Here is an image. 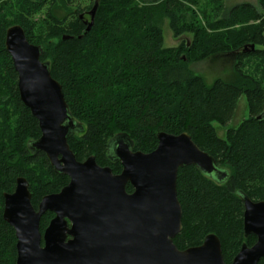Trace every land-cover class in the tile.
<instances>
[{
  "label": "trees",
  "instance_id": "trees-1",
  "mask_svg": "<svg viewBox=\"0 0 264 264\" xmlns=\"http://www.w3.org/2000/svg\"><path fill=\"white\" fill-rule=\"evenodd\" d=\"M82 1L0 0V264L17 262L16 233L3 218L4 196L15 192L17 179L28 181L36 210L70 182L44 153L29 151L41 130L21 101L6 49L7 30L16 25L43 48L41 60L63 88L77 123L68 143L79 162L95 157L118 175L122 166L109 157L117 136L149 154L158 147V134L187 133L228 171L219 183L194 166L179 170L183 230L174 243L187 250L216 235L225 263L232 264L243 245L257 241L245 237L240 195L264 201V0L232 7L229 0H89L86 8ZM165 20L175 38L190 34L191 43L165 48ZM216 56L233 58V70L210 85L190 65ZM243 96L249 117L219 136L214 124L227 127ZM127 192H133L130 185ZM54 217L43 216L42 234Z\"/></svg>",
  "mask_w": 264,
  "mask_h": 264
},
{
  "label": "water",
  "instance_id": "water-1",
  "mask_svg": "<svg viewBox=\"0 0 264 264\" xmlns=\"http://www.w3.org/2000/svg\"><path fill=\"white\" fill-rule=\"evenodd\" d=\"M97 7L89 13L87 31ZM6 49L18 74L21 101L41 130L29 151L44 153L54 171L70 179L60 193L44 197L38 210L25 178L17 179L14 193L5 194L3 218L16 233V264H226L216 235L187 250L174 243L183 230L179 170L194 166L222 183L229 173L214 157L187 133H160L158 147L149 154L133 151L126 137L114 139L109 157L121 164L118 175L99 166L95 157L79 162L68 143L77 123L50 64L41 60L43 48L31 44L16 25L7 30ZM128 185L133 193L127 192ZM240 196L245 237L257 241L252 247L243 245L232 264H259L264 259V201ZM47 213L55 217L42 234L41 220Z\"/></svg>",
  "mask_w": 264,
  "mask_h": 264
},
{
  "label": "rangeland",
  "instance_id": "rangeland-1",
  "mask_svg": "<svg viewBox=\"0 0 264 264\" xmlns=\"http://www.w3.org/2000/svg\"><path fill=\"white\" fill-rule=\"evenodd\" d=\"M82 8L89 6V0H83L78 3ZM240 4H251L258 6L257 0H229L228 6H236ZM89 18V17H87ZM164 34V47L165 48H178L183 42L190 44L192 35L187 34L181 38H175L169 22L165 20L162 24ZM234 61L233 58H226L224 56L211 57L207 60L196 62L190 65V69L198 76L205 79L208 84H212L218 78H225L232 73ZM256 64L252 62L250 64L251 72L255 70ZM249 117L247 108L246 97L243 96L239 102V107L236 112V116L227 127H222L218 124H214V127L218 131L219 136L226 137L229 129L237 128L245 119ZM118 138V136H117Z\"/></svg>",
  "mask_w": 264,
  "mask_h": 264
},
{
  "label": "flooded vegetation",
  "instance_id": "flooded-vegetation-1",
  "mask_svg": "<svg viewBox=\"0 0 264 264\" xmlns=\"http://www.w3.org/2000/svg\"><path fill=\"white\" fill-rule=\"evenodd\" d=\"M133 193V192H132ZM55 216V215H54Z\"/></svg>",
  "mask_w": 264,
  "mask_h": 264
}]
</instances>
